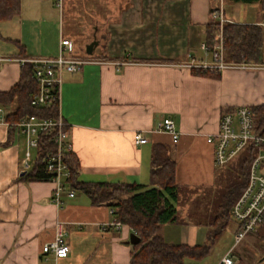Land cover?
Returning <instances> with one entry per match:
<instances>
[{
    "label": "crops",
    "instance_id": "0c3cea01",
    "mask_svg": "<svg viewBox=\"0 0 264 264\" xmlns=\"http://www.w3.org/2000/svg\"><path fill=\"white\" fill-rule=\"evenodd\" d=\"M106 3L108 11L96 14L88 32H67L62 0L61 5L58 0H22L19 15L0 21V91L20 80L26 59L57 56L62 40L69 39L74 56L90 60L60 75V115L79 160V180L151 184L152 153L162 146L176 162L178 210L189 212L181 206L188 207L190 192L213 186L220 176L215 146L207 136L217 132L223 112L264 104V69L229 67L218 69L219 77L193 72L216 63L214 52L202 47L217 5L213 0ZM225 14L233 22L263 23L261 17L248 21L239 12L225 9ZM94 42L88 53L86 47ZM124 61L129 63L118 64ZM192 61L198 66L186 65ZM165 117L173 118L181 132L177 143L156 130ZM139 131L147 143L136 144ZM26 148L19 128L0 124V264H133V229L114 225L118 218L111 206L93 203L71 185L76 195L55 203L52 181L24 176ZM60 229L69 255L44 254L43 245ZM210 231L184 218L160 228L173 244H203ZM250 244L235 263L252 261ZM236 249L233 244L230 251Z\"/></svg>",
    "mask_w": 264,
    "mask_h": 264
},
{
    "label": "trees",
    "instance_id": "16d2710c",
    "mask_svg": "<svg viewBox=\"0 0 264 264\" xmlns=\"http://www.w3.org/2000/svg\"><path fill=\"white\" fill-rule=\"evenodd\" d=\"M244 3H258L262 22H264V0H235ZM22 0H0V21L9 20L19 15ZM206 43L213 47L215 36L220 30V23L212 20L206 26ZM225 60L237 63L264 62V25L260 23H240L228 21L223 24ZM35 65L24 63L20 80L9 90L0 91V104L10 108L7 119L17 122L24 117L36 115L40 118H57L60 113V87L56 85L53 97L43 107H35L31 100L39 91V83L34 76ZM195 74L219 77L218 69L203 67L193 68ZM256 131L264 134V104L251 107ZM13 129L14 125H10ZM57 129H49L39 134V146L35 150L32 167L24 175L32 180H49L43 158L57 151L54 138ZM254 143L248 144L237 157L228 163L231 171L222 193L219 212L212 219L210 242L203 244L167 242L160 233L165 223L181 220L178 204L180 185L176 182V162L162 146H156L152 153L151 184L126 182H88L79 180L80 164L73 152L65 153V160L70 165L71 176L68 179L73 188L85 191L95 204H107L114 209V214L124 225L129 226L140 237L134 244L133 264H185L186 258L200 260L211 250L212 242L224 231L233 219L231 210L245 190L250 175V166L259 152ZM220 173L219 178L222 176ZM218 178V179H219ZM262 227V233L259 228ZM258 230L253 232L264 238V216ZM223 264V263H221ZM236 264H253L240 259Z\"/></svg>",
    "mask_w": 264,
    "mask_h": 264
},
{
    "label": "built area",
    "instance_id": "2783aa9c",
    "mask_svg": "<svg viewBox=\"0 0 264 264\" xmlns=\"http://www.w3.org/2000/svg\"><path fill=\"white\" fill-rule=\"evenodd\" d=\"M217 3L212 9L211 18L220 23V30L215 36L213 47L210 48L207 43L202 47L205 50H212L215 54L216 63L212 65L205 64L207 68L225 69L229 67L243 69H264V62L261 63H237L227 62L224 51L223 24L232 20L228 19L225 14V0H213ZM61 5V0H58ZM264 25V22L261 23ZM73 44L69 39H63L60 46V52L54 57L45 58H28L25 61L33 63L36 67L34 76L39 83V91L33 96L31 103L35 107L47 105L53 97V90L59 85L60 75L63 70L70 72L77 71L83 67L89 59L76 57L73 54ZM128 61L120 62L119 65H125ZM187 66H198L195 61L186 64ZM10 108L0 104V124L14 125L26 136L27 148L23 159V168L29 170L35 159L34 150L39 146V134L49 129H57L54 141L57 145L55 153L49 152L43 158V164L47 173L51 175L50 181L55 185L53 199L57 204H63L62 197L68 195L74 197L76 192L71 188L68 179L71 176L69 163L65 160V153L73 152V145L69 140L70 132L67 123L60 115L57 118H40L36 115L24 117L17 122H11L7 119ZM159 132L169 133L172 141L177 143L180 139L181 132L178 131L175 120L171 117L162 119L156 128ZM136 144L148 142L144 132H136L134 136ZM207 141L215 146V163L218 166H225L231 162L245 147L254 143L260 149L257 156L251 163L248 184L240 195L231 214L233 220L238 224L235 245H238L246 236L258 230L264 216V134L256 131L254 126V115L248 105H242L232 110L223 112L217 132L209 134ZM114 213V209H112ZM114 225L120 227L121 221L115 219ZM42 251L44 254H52L56 258L67 257L70 253V246L66 242L65 234L60 229L53 240L46 242ZM223 264H235L232 255L227 254Z\"/></svg>",
    "mask_w": 264,
    "mask_h": 264
},
{
    "label": "rangeland",
    "instance_id": "374dc122",
    "mask_svg": "<svg viewBox=\"0 0 264 264\" xmlns=\"http://www.w3.org/2000/svg\"><path fill=\"white\" fill-rule=\"evenodd\" d=\"M60 7V6H59ZM57 7L58 9H60ZM106 0H62L61 9L65 11L64 24L67 32L72 30L86 31L88 32L90 23L93 22L96 14H105L108 11ZM226 13L235 11L238 15H242V18H246L248 21L257 20L261 16L260 5L257 3H237L235 0H225ZM260 15V16H259ZM262 19V18H260ZM81 39L77 40L78 42ZM229 165L221 166L219 171L222 172V176L216 181L213 186L201 190H192L188 195L189 205L182 204L185 208H189V212L183 213L179 211L180 218H184L185 221L203 223L206 227L211 228L208 223L214 219L216 214L219 212V205L222 202V193L225 190L227 179L231 175ZM262 227L259 228L262 233ZM237 223L232 219L225 227L222 234H220L213 242L210 252L200 260L186 258L185 264H218L221 258L228 252L234 257L236 262V256L238 252H245L248 250L246 244H250V251L252 255L253 264H264V238L259 240V236L254 235L253 237L247 238V236L237 245V249L234 252L230 251V248L236 242V230ZM247 238V239H246ZM244 240H246L244 242ZM205 243L210 242V237L205 236ZM253 243V245H252ZM240 248V249H239ZM242 252V253H243ZM246 261V259H245ZM238 263V262H237ZM236 264V263H235Z\"/></svg>",
    "mask_w": 264,
    "mask_h": 264
},
{
    "label": "water",
    "instance_id": "95a60500",
    "mask_svg": "<svg viewBox=\"0 0 264 264\" xmlns=\"http://www.w3.org/2000/svg\"><path fill=\"white\" fill-rule=\"evenodd\" d=\"M96 43H97V42H94L93 44H90V45H88V46L86 47L88 53H91V52L93 51V48H94V46H95ZM25 173H26V171L23 172V174H25ZM140 240H141L140 237H139L136 233H133V234L131 235L130 242H131L132 244H137V243L140 242Z\"/></svg>",
    "mask_w": 264,
    "mask_h": 264
}]
</instances>
